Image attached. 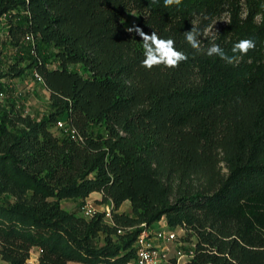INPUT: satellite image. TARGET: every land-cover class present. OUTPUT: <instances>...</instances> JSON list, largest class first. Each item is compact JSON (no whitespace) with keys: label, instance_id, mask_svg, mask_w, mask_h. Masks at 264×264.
<instances>
[{"label":"trees","instance_id":"16d2710c","mask_svg":"<svg viewBox=\"0 0 264 264\" xmlns=\"http://www.w3.org/2000/svg\"><path fill=\"white\" fill-rule=\"evenodd\" d=\"M2 19L0 93L36 70L51 111L0 105V264H27L35 249L36 264H130L141 225L163 218L194 241L184 264H264V0H0ZM133 26L188 59L143 67ZM192 27L234 63L197 53ZM242 39L255 48L233 53ZM9 45L19 54L3 62ZM60 120L80 139L56 134ZM94 193L112 222L82 213Z\"/></svg>","mask_w":264,"mask_h":264},{"label":"rangeland","instance_id":"374dc122","mask_svg":"<svg viewBox=\"0 0 264 264\" xmlns=\"http://www.w3.org/2000/svg\"><path fill=\"white\" fill-rule=\"evenodd\" d=\"M134 16H130L127 18L129 24H131L134 21ZM3 39L6 40L7 34L4 32ZM18 49L9 45L6 47V51L3 54V57L1 60L3 62L9 61L11 57L13 58L15 55L19 54ZM53 68V66H51ZM73 69L81 70L80 66L73 67ZM16 106L18 110H20L25 115H31L33 118L40 120L42 117L47 116L49 112L51 111V104H50V98H49V92L45 88L43 84H40L35 81L33 77V72H30L29 74L21 77L12 79L9 81V89L4 92V97H0V105L2 108H6L7 110L11 107V105ZM63 129L56 126V129H54V132L58 135H60V131ZM88 202V201H87ZM100 200H95L92 198L89 202V204L97 209H100L98 207L100 205ZM63 208L70 212H79L80 205L77 201H65L63 203ZM121 212L130 213L131 212V205L130 202H126L121 210ZM168 226L166 218H163L160 222H158L155 226ZM154 226V228H155ZM179 240L168 244L167 247L169 248V257L170 258H177V251L180 250L182 247L180 243H183V246L189 247L191 244H194V241L191 244H187L184 240L185 234L180 229L177 231ZM164 245V244H162ZM36 250L32 251L31 257L28 260L27 264H36Z\"/></svg>","mask_w":264,"mask_h":264},{"label":"built area","instance_id":"2783aa9c","mask_svg":"<svg viewBox=\"0 0 264 264\" xmlns=\"http://www.w3.org/2000/svg\"><path fill=\"white\" fill-rule=\"evenodd\" d=\"M3 21H0V27L3 26ZM25 40L32 46L33 53L35 52V38L32 35H27ZM33 77L36 82L44 85L43 78L36 70H33ZM0 97H4V93H0ZM57 126L64 130V132L70 135L73 139H80L78 131L72 126L68 120H60ZM100 209L92 207L89 202L82 207V213L86 218H91L97 213L104 214L107 222H112V215L114 206L112 203L100 204ZM141 232L136 239V256L130 264H167L170 260L168 244L174 243L179 240L178 230L180 229L185 234L183 228L171 229L169 226H155L150 227L147 224L141 225ZM124 231L120 230L119 234H123ZM164 244V245H162ZM183 246V243H180ZM194 257V244L190 245L188 251H177L178 264H184Z\"/></svg>","mask_w":264,"mask_h":264},{"label":"clouds","instance_id":"9594fccd","mask_svg":"<svg viewBox=\"0 0 264 264\" xmlns=\"http://www.w3.org/2000/svg\"><path fill=\"white\" fill-rule=\"evenodd\" d=\"M181 0H164V6L169 7L173 4L179 5ZM129 32H135L142 41L144 50V59L142 66L151 69L154 66L164 65L168 68H176L181 62L188 59L187 55L175 48V41L171 38H161L155 31L147 34L139 26H133L127 29ZM201 35L199 30L192 27L184 33L187 43L196 50L197 53L204 52L207 56H218L229 64L234 63L236 57L228 56L224 49L218 44H211L206 51L201 48V41L198 37ZM255 48V42L252 39H242L235 43L232 47L233 53L247 54Z\"/></svg>","mask_w":264,"mask_h":264},{"label":"crops","instance_id":"0c3cea01","mask_svg":"<svg viewBox=\"0 0 264 264\" xmlns=\"http://www.w3.org/2000/svg\"><path fill=\"white\" fill-rule=\"evenodd\" d=\"M92 198H94L95 200H100V199H102V195L99 194V193H94V194H92V195L87 199V201L90 202V200H91ZM35 250H36V257H35V260H36V262H37V261H38V257H39V249H35Z\"/></svg>","mask_w":264,"mask_h":264}]
</instances>
